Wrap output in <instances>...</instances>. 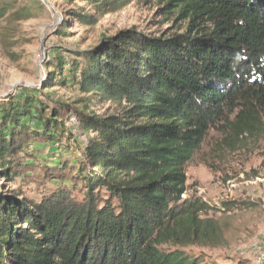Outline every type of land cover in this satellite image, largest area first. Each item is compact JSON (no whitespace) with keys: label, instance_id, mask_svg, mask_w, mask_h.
I'll use <instances>...</instances> for the list:
<instances>
[{"label":"trees","instance_id":"1","mask_svg":"<svg viewBox=\"0 0 264 264\" xmlns=\"http://www.w3.org/2000/svg\"><path fill=\"white\" fill-rule=\"evenodd\" d=\"M73 1L85 8L67 13L57 38L139 0ZM158 2V15L183 25L180 32L134 27L87 49L57 52L44 62L41 87L0 100V180L21 179L37 193L29 199L0 188V264L201 263L182 249L212 244L201 217L219 209L182 198L185 167L212 130L229 132L228 147L264 133V0ZM7 12L0 7V19ZM30 16L27 9L13 14ZM57 88L122 111L99 116L86 104L58 101L46 115L40 96L51 101ZM63 109L85 138V168L68 160L34 164L27 152L41 141L68 145Z\"/></svg>","mask_w":264,"mask_h":264},{"label":"rangeland","instance_id":"2","mask_svg":"<svg viewBox=\"0 0 264 264\" xmlns=\"http://www.w3.org/2000/svg\"><path fill=\"white\" fill-rule=\"evenodd\" d=\"M0 7L8 9L0 19V100L10 95L22 96L41 87L45 78L44 62L57 52L64 56L65 50L87 49L134 27L155 35L180 32L183 27L173 21L166 22L158 15L161 8L158 0H139L122 12L105 16L94 27H76L72 37L62 39L53 35L54 30L69 11L85 8L84 4L73 0H0ZM21 9L29 10L31 16L13 18ZM51 93V101L40 96L48 107L46 115L49 108L59 107L58 101L80 109L86 104L99 116L122 111L121 106L97 105L67 88H57ZM62 120L64 129L72 136L68 145L52 146L41 141L32 144L27 152L38 159L33 160L34 164L55 166L60 160H68L76 169L85 168L81 157L85 138L75 129L76 119L63 109ZM228 133L210 131L185 167L187 191L182 198L199 197L219 212L208 211L201 217L214 232L212 244L182 250L200 258V264H264V133L243 135L232 147L225 143ZM20 180L14 183L0 180V188L35 198V188L22 185ZM76 193L81 196L79 188ZM225 202L235 204L234 209L222 211L221 204Z\"/></svg>","mask_w":264,"mask_h":264}]
</instances>
